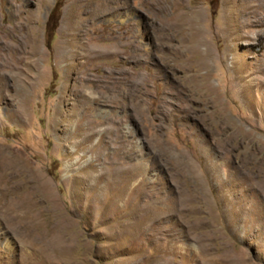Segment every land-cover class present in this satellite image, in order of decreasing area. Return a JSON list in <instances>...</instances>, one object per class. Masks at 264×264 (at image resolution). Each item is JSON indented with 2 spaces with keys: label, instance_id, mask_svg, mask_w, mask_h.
I'll return each mask as SVG.
<instances>
[{
  "label": "rangeland",
  "instance_id": "obj_1",
  "mask_svg": "<svg viewBox=\"0 0 264 264\" xmlns=\"http://www.w3.org/2000/svg\"><path fill=\"white\" fill-rule=\"evenodd\" d=\"M54 1L0 0V151L51 192L0 264H264V2L64 0L48 49Z\"/></svg>",
  "mask_w": 264,
  "mask_h": 264
},
{
  "label": "bare ground",
  "instance_id": "obj_2",
  "mask_svg": "<svg viewBox=\"0 0 264 264\" xmlns=\"http://www.w3.org/2000/svg\"><path fill=\"white\" fill-rule=\"evenodd\" d=\"M253 1L254 4L256 2L255 7H258L260 3L262 5V2H264L263 0L262 1L253 0ZM189 15L190 18H188L187 20L196 21V16L195 17L192 16V13ZM194 43H198L197 40ZM3 152L4 151H0V210L1 212H3L4 216L8 218L7 223L10 224L9 226L11 227L16 226V228H21V226L25 227L26 225V226H30L28 228H33L31 226L34 225V223L32 224V222L35 214L34 213L35 206H37L38 204L37 199H41V198L43 199L46 197L51 198V192L48 181L44 178L43 174H41L40 172H37L33 169L26 167L28 165L26 166L24 165L25 163H23L22 157L12 156L13 158H9V157L7 158L5 157ZM34 226H35L34 228H36V225ZM43 235L44 234H42V236ZM34 238L35 237H33V239ZM6 242L8 246L11 245L9 238H6Z\"/></svg>",
  "mask_w": 264,
  "mask_h": 264
},
{
  "label": "trees",
  "instance_id": "obj_3",
  "mask_svg": "<svg viewBox=\"0 0 264 264\" xmlns=\"http://www.w3.org/2000/svg\"><path fill=\"white\" fill-rule=\"evenodd\" d=\"M63 4L64 0H55L51 10L49 11L45 23V42L48 49L51 47V41L58 26Z\"/></svg>",
  "mask_w": 264,
  "mask_h": 264
}]
</instances>
